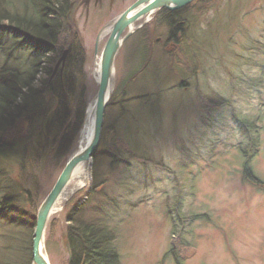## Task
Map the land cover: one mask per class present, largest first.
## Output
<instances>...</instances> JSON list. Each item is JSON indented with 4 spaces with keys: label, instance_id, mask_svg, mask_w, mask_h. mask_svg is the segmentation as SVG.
I'll return each instance as SVG.
<instances>
[{
    "label": "rangeland",
    "instance_id": "obj_1",
    "mask_svg": "<svg viewBox=\"0 0 264 264\" xmlns=\"http://www.w3.org/2000/svg\"><path fill=\"white\" fill-rule=\"evenodd\" d=\"M73 2L77 5L71 4L64 24H61V27H67L66 34L60 38L66 40L65 48L76 43L78 52L83 49L86 53L84 69L89 89L85 99L89 106L98 91L95 82L98 62L94 54L96 37L110 18L115 17L116 12H106L109 10L108 2L102 10H98L93 7L92 0L90 11L84 6L86 0ZM133 2L127 0L123 7ZM239 3V0H215L209 6L199 5L206 12L200 18L189 12L193 24L187 26L183 22V30L188 29L182 34L178 33V36L182 37L186 46H190L191 35L193 46L203 45L206 56H198L193 52L192 57H189L184 50L180 51L174 57L181 60L184 69L173 62L160 47L161 44L153 47L149 45L150 38L154 36L156 43L162 33L155 13L139 29L136 28L138 24L134 25L133 32L117 55L116 67H119L120 58L122 66L116 75L115 91L130 85L139 89L140 92L135 95H143L139 84L143 74L149 71L156 76V80L151 82L149 88L143 89L148 88L146 92L155 96L159 93L152 101L127 103V110L123 114L118 109L117 115L114 111L107 117V124L116 121V131L139 139L138 145L134 147L135 150L141 149V153L135 151L138 153L137 159L122 161L124 159L118 157L115 159L116 166L125 164L127 168L124 165L121 168L113 166L110 171L108 162H102L108 140L100 143V149L96 152V155L103 153L101 156L104 157H100L98 166L97 163L95 165L96 158H92L90 181L98 190L105 182L102 189L119 191L121 185L128 183L126 170H131L137 178L130 184L132 206L125 205L120 211L107 213L100 207L94 209L91 206L89 209L90 205L85 204L89 215L86 222L100 225L115 236L120 264H264V193L254 192V188L243 180L246 164L245 168L250 169L252 175L264 181V131L259 138V151L254 154L255 147L251 151L243 146L250 139H245L238 129V122L242 118L239 116V121H236L232 115H238L233 109L235 106L242 111V115L248 117L250 123L264 128V109L259 106V103H264L262 84L257 87L262 91H252L254 96L251 99L242 96L236 98L233 85L236 84L238 92L248 94L249 84L258 85L259 81L264 83V0H245L244 8L234 9ZM21 4L25 6L24 0H0V15L6 13L17 17L22 14L23 18L17 17L22 23L28 17L26 6L30 10L34 6L31 0L25 8ZM39 7L45 10L43 5ZM251 10L258 12L257 18L248 16ZM257 19H260V23L255 21ZM161 20L162 16L160 26L163 27L164 22ZM237 24L243 25V28H238ZM8 46H11L12 57H19L24 62L32 60L29 52L16 49L15 41L6 35L0 50V72L3 69L4 50L8 51ZM225 47L227 56L217 53ZM141 66L144 68H139ZM215 69L222 75L220 79L212 77L216 76ZM180 80L184 83L177 87ZM220 99L226 103L221 105ZM215 100L217 102L211 106ZM215 106L214 113L208 116L204 114V111ZM143 108L150 113L149 117L141 118L139 110ZM132 111H136L135 117L146 121V125L135 128L130 124L134 118H126ZM200 119L202 124L198 128ZM153 138L160 143L153 144ZM153 145H157V148L149 149ZM241 149L245 150L244 156ZM77 151L78 146L73 154ZM156 153L160 155L159 158L162 157L160 162L150 161ZM71 157H67L66 162ZM106 158H109V154ZM245 158L248 159L247 163ZM35 165L38 167L35 175L28 172L29 186L34 189L29 194L32 199L35 194L44 198L65 163L63 166L60 164V167L49 161L36 162ZM203 165L205 167L201 168ZM139 171L145 173L144 178L138 175ZM37 177L38 181H35ZM76 182L71 185L72 188L76 187ZM166 185L175 194L174 200L171 195L161 194ZM85 190L75 188L61 211L50 216L41 241L50 264H68L69 254L61 229L66 228L65 216L71 211L73 202L82 199ZM142 200L149 203L135 206ZM0 229L12 234L11 228L7 226ZM22 231L14 230L15 238L6 241L10 249L14 247L10 256L13 264L21 253L24 254L22 251L17 252L18 246L26 248L30 237L27 238ZM225 232L228 239L223 236ZM31 235L33 240L35 232ZM3 246V239H0V264L8 257Z\"/></svg>",
    "mask_w": 264,
    "mask_h": 264
},
{
    "label": "trees",
    "instance_id": "obj_2",
    "mask_svg": "<svg viewBox=\"0 0 264 264\" xmlns=\"http://www.w3.org/2000/svg\"><path fill=\"white\" fill-rule=\"evenodd\" d=\"M73 0H31L34 6L33 10L21 4L28 12L27 19L22 23L17 17L23 18V15L17 17H3L0 15V23L8 21L10 24L28 32L32 36L40 39L43 49L39 50L29 66L19 69L16 65L10 63L8 57L4 64V69L0 74V154L9 153V164L7 171H3V165L0 162V219L5 224L23 228L28 221L34 226L36 216L32 214L34 205L38 202L35 197L29 194L27 189L25 193L12 192L13 184L8 178V174L24 177L41 159L49 157L51 147L55 143L67 142L69 136H76L79 126H67L69 117L73 115V107L68 108L65 112L54 111L52 104L71 105L74 101L79 100L82 109L86 107V93L84 82L87 77L84 71V53L78 52L76 43L68 48V55L62 74L57 73L61 81H55L51 77L53 68L60 58L66 47L65 27H61L66 19V14ZM39 5H43L45 10H40ZM30 13V15H29ZM18 13H15V15ZM18 20V21H17ZM171 35L175 38L178 32L182 31L181 26L168 17L167 21ZM60 40V41H58ZM59 47V48H56ZM65 48V49H63ZM41 56H40V54ZM4 77V78H3ZM80 77V78H79ZM37 85H47L48 91L39 93ZM123 98V96H122ZM121 98L118 108L126 111V102ZM122 104V105H121ZM31 106H34L40 117L37 116L36 128L28 126L29 121L26 117L31 114ZM118 113L116 112V115ZM18 121V118H21ZM19 122V123H18ZM25 122V124H23ZM75 123V122H74ZM11 126L15 129L11 130ZM115 127L112 123L107 124V118L104 126V136L102 143L109 140L113 135ZM22 130V131H20ZM15 131V132H14ZM125 133V132H124ZM116 134V133H115ZM117 140L122 143H109L108 147L117 149L121 144L129 147L133 137L129 134H116ZM256 137V133L254 132ZM130 148V147H129ZM3 158V156H0ZM95 164L98 158L95 157ZM64 159V158H62ZM62 159H55V163ZM23 163L27 165H22ZM250 175V170H246ZM15 181V178L12 179ZM23 219V220H22ZM94 224V223H93ZM85 221L74 223V227L69 231L68 242L71 247V260L69 264H120L119 255L115 247V237L108 229L93 225ZM30 237L27 246L19 247L17 252L22 251L24 254L18 257L15 264H32V239ZM3 239V238H2ZM7 239L3 242V250L8 254L3 259V264H13L10 258L14 249H10ZM19 242V241H18Z\"/></svg>",
    "mask_w": 264,
    "mask_h": 264
},
{
    "label": "bare ground",
    "instance_id": "obj_3",
    "mask_svg": "<svg viewBox=\"0 0 264 264\" xmlns=\"http://www.w3.org/2000/svg\"><path fill=\"white\" fill-rule=\"evenodd\" d=\"M141 1H148V4L152 5L154 8L158 9L159 7H161L162 4H169L170 0H139ZM184 0H171L172 3H178V2H183ZM189 1V2H188ZM215 0H186V3L188 2L187 6H199V5H209L211 4V2H214ZM240 3L238 5H236V7H234V9L236 8H244L243 6V1L245 0H239ZM139 2V3H140ZM182 4V3H181ZM181 4H179L178 6H180ZM258 12H256L255 10H251L248 12V16L249 15H254L253 18H257ZM257 22L260 23V19L255 20ZM179 24V23H178ZM238 28H243V25L237 24ZM113 26H109L106 29V33L111 32L112 31ZM132 28V25L130 24H126L124 22L121 23L120 25V30L124 31L121 36L119 37V44L122 43V41L124 40V36L127 34L128 31H130V29ZM133 29V28H132ZM240 31H242L240 29ZM121 45V44H120ZM151 47H153V45H151ZM122 57V56H120ZM98 62H97V74L95 76V82L98 84V91H97V95L100 89V81H101V75H102V65H101V58L98 57L97 58ZM65 64L59 62L57 65L54 66L53 68V73L51 75V77L53 78V80L55 81H61L60 78H62V76H60V78H58L57 73L62 74L63 69H64ZM118 68L116 67V60H114V64L112 66L111 69V74H110V83L108 86V91L106 94V97L104 99L105 105H102V103H99L98 105V97L95 98L94 102L91 103L89 106L86 105L85 107V111L82 109L81 107V103L79 100H76L73 102V104L71 105H60V104H52L51 108L54 111H60V112H65L66 110H68V108L73 107V109H71L73 111V115H71L69 117L67 126H69L71 128V126H74V128H76V125L79 126L78 128V132L76 136H69V142L67 144V142H60V143H55L50 150V155L48 157L47 160L45 159H41L40 163H44V162H54L57 159H62L60 160V162L58 161L57 164L60 167V164L63 166L64 163V167L61 170V172L58 173V177L55 181V184L53 185V187L51 188V190L49 191V193L46 194V196L44 198L40 197L39 194H35L34 197L36 199V201L38 202L36 205H34V208L32 209V214L35 215L36 217L39 216L40 211L44 205V202L47 199V204H46V211L47 212V217H46V222H49L50 216L52 213L55 212H59L61 211L64 203L70 199L73 195V191L75 188H79V189H86L85 190V195L82 197V199L78 200L77 203L73 202V206L71 208V211L68 212V215L65 216V221L67 222L66 228L63 230L61 229V235L63 236V238H65V243H66V247H67V251L68 254L71 255L72 250L71 247L69 245L68 242V237H69V231L71 230L72 227H74V223L78 222V221H85L88 219L89 215H88V209H85V204H89L90 207L92 206L94 209H96L97 207H100L101 209H103L104 211H106L107 213L112 212V211H120L122 206L128 205V206H132V199L129 197H133L132 195V191L129 187L128 184H124L121 185L119 187V191L116 192H110V190H106V189H97L95 187L94 184L91 183V176H90V169H91V165H92V156H96V152L100 147V143H102V141L100 142L101 138H103V133H99L96 135L97 133V125H96V117H97V108L99 106V108L103 111V122L104 120L110 116V113L116 111L118 113V109H121L125 106H120L118 108V104L121 101V98L123 101H125L126 103H136L139 101H152L155 97H157V95H152L150 94V92H146L148 90V86H150L152 81L156 80V76L152 75V72H146L143 74L142 79L140 80V88L143 91V95L141 94H137L135 95L134 93H139V89L130 86V85H125L124 88H117V91H115V79H116V75H118V71H120L121 69V58H120V62H118ZM139 68H144L143 66L139 67ZM216 70V77L218 79H220L222 77V75L220 74L218 69ZM86 74V73H85ZM87 75V74H86ZM149 76V77H148ZM87 80L85 79L84 82V88H85V93L87 92V90L89 89L88 83L86 82ZM133 83V82H132ZM235 85V89H236V84ZM144 87H148L146 90H144ZM37 90L39 93L41 92H47L48 88L47 85H37ZM130 94V95H129ZM143 96V97H140ZM105 106V107H104ZM104 108V110H103ZM31 114H29L26 117V120L29 121L30 119H32L29 123L28 126L31 127L32 129H35L36 126V121L38 120L37 116L40 117V114L37 113L36 109L34 106H31ZM127 110V109H126ZM121 113L123 114V111H121ZM132 114H130L126 119L129 120H133L130 121L129 123L132 124L135 128H141L144 125H146V121L137 119L136 116V111H132ZM140 116L141 118H147L150 116V113L148 111L145 110V108L139 110ZM22 119L18 118V121L20 122ZM114 120V119H113ZM18 122V123H19ZM75 122V123H74ZM112 125L114 127H117V123L112 122ZM25 124V122L23 123ZM11 130H14L15 128L13 126L10 127ZM115 129V128H114ZM15 132V131H14ZM122 134L119 131L114 130L113 135L110 137L109 136V143H122L123 141L120 140L118 141L117 138L119 139L118 136H116V134ZM124 134H128V133H124ZM80 135V138H79ZM100 135V140L99 143L96 147L95 143L98 140L97 136L99 138ZM130 135V134H129ZM131 137H133L131 140H133V142H130V148L129 147H124L123 145H119L118 146V152L121 156L122 161L125 160H130V159H137L138 158V153H135L134 147L135 145H138L137 143H139V139H135L133 135H130ZM117 137V138H116ZM154 142L156 141L157 143L153 144H159L160 141L156 140L155 138L152 139ZM78 146V151L77 153L74 155L73 151H75V148ZM153 147V148H152ZM152 147H150L149 149H154L157 148V145H153ZM138 152L141 153V149L137 150ZM9 153L6 154V152H3V154H0V156H3V158L1 157L0 162L3 165V171H7L6 169L8 168V164H9ZM71 159L67 161V157L71 156ZM77 157V159H79V162H73V158ZM160 155L156 153L155 156H152L150 158V161H154V160H159ZM56 159V160H55ZM147 160H149L148 158H146ZM22 165H27L25 163H23ZM125 166V164H123ZM121 165H118V168H121ZM30 166V165H29ZM58 167V168H59ZM127 168V166H125ZM31 170L29 171L30 173L35 175V172H37L36 170L38 169V167H36V165L34 167H31ZM66 169V170H65ZM28 172L27 174L22 177L21 175L18 176V172H16L13 176L15 178V182L13 184V192L15 193H25L27 192V189L30 190V193L34 190L33 188H30L29 184H30V179L28 177ZM35 181H38V177L36 179H34ZM77 181V185L76 187L72 188L71 185H73V183ZM123 189V190H122ZM49 196V197H48ZM89 197L91 199H89ZM88 201V202H87ZM141 205V203L138 201L135 206ZM72 213V215H71ZM27 222L25 223V225L22 228V232L23 234L28 238L30 236V232L31 230H34V226L28 221V219L26 220ZM4 228V226L0 225V228ZM3 229H0V236H3L5 234L4 231H2ZM7 232V231H6ZM41 249L43 248V242L40 245ZM37 264H42L41 262L43 261V259L41 258V255H39ZM33 259V256H32ZM46 260V259H45Z\"/></svg>",
    "mask_w": 264,
    "mask_h": 264
},
{
    "label": "water",
    "instance_id": "obj_4",
    "mask_svg": "<svg viewBox=\"0 0 264 264\" xmlns=\"http://www.w3.org/2000/svg\"><path fill=\"white\" fill-rule=\"evenodd\" d=\"M144 2V1H142ZM171 1H169V4H166L167 6H169L171 3ZM182 3V4H181ZM186 0H184L183 2H178V3H174L176 5V7L181 4H185ZM173 4V3H172ZM180 5V6H181ZM137 5H135L134 7H132L131 9H129L125 14H123L120 19L117 21V23L114 26V29L112 31V34L110 36V39L103 51L102 54V75H101V81H100V89L98 92V105L99 103H102V105H105L104 99L106 97L107 91H108V86L110 83V74H111V69L112 66L114 64V60H115V56L116 53L118 51V49L120 48V44H119V37L122 34V30H120V25L122 22L126 23V24H132V22L136 21L137 19H139L144 13H147L148 9H144L142 11L137 12L134 15H130V13L136 9ZM179 7V6H178ZM130 34V33H129ZM128 34V35H129ZM127 35V36H128ZM126 36V37H127ZM125 37V38H126ZM99 42V39H98ZM97 42V45H98ZM66 53L64 54L63 58L61 59L62 61L65 58ZM61 62V61H60ZM105 107V106H104ZM104 110V108H103ZM97 117H96V125H97V134L102 132V127H103V111L99 108H97ZM97 141L95 143L96 147L99 143L100 140V135L99 138L97 136ZM73 162H79V159H77V157L73 158ZM66 170V169H65ZM49 197V196H48ZM46 204H47V199L44 202V205L40 211L39 216L37 217V221H36V228H35V237L33 238V264H37L38 261V254L41 255V258L43 259V261L41 262L42 264H49L42 252H41V241L43 239V235H44V230L46 228L47 222H46V217H47V212L46 211Z\"/></svg>",
    "mask_w": 264,
    "mask_h": 264
},
{
    "label": "flooded vegetation",
    "instance_id": "obj_5",
    "mask_svg": "<svg viewBox=\"0 0 264 264\" xmlns=\"http://www.w3.org/2000/svg\"><path fill=\"white\" fill-rule=\"evenodd\" d=\"M106 3H107L106 0H102V1H100V2H96V0H95L94 3H93V6H94V8L99 7L100 9H102L103 6H104ZM183 11H184V10H180V11H177V12H168V11L164 10V11L160 12V14L172 13L171 16H172L173 18H176V17L179 16V13L181 14V13H183ZM156 42H157V43H158V42L161 43L162 40H161V39H157ZM166 42H167L168 44H172V45L174 46V47H172L169 51H176V50L179 49V47L181 46V45L178 43V40H177V39L172 38V37H170V36H167L166 39H165V41H164V43H165V47H170V46L167 45Z\"/></svg>",
    "mask_w": 264,
    "mask_h": 264
}]
</instances>
